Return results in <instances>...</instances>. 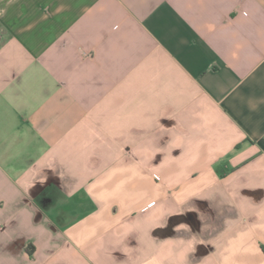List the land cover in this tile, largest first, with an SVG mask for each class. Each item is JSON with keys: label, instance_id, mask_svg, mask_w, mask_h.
Masks as SVG:
<instances>
[{"label": "crops", "instance_id": "1", "mask_svg": "<svg viewBox=\"0 0 264 264\" xmlns=\"http://www.w3.org/2000/svg\"><path fill=\"white\" fill-rule=\"evenodd\" d=\"M0 264H264V0H0Z\"/></svg>", "mask_w": 264, "mask_h": 264}]
</instances>
